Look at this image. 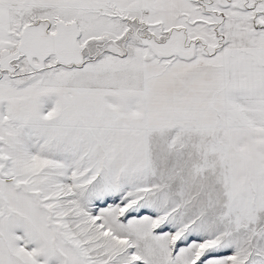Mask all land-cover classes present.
Wrapping results in <instances>:
<instances>
[{
	"label": "snow or ice",
	"instance_id": "1",
	"mask_svg": "<svg viewBox=\"0 0 264 264\" xmlns=\"http://www.w3.org/2000/svg\"><path fill=\"white\" fill-rule=\"evenodd\" d=\"M0 264H264V0H0Z\"/></svg>",
	"mask_w": 264,
	"mask_h": 264
}]
</instances>
